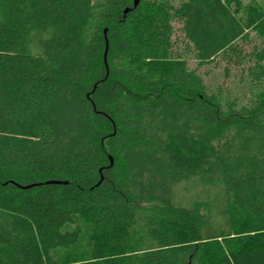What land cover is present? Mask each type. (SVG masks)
<instances>
[{
	"label": "trees",
	"instance_id": "1",
	"mask_svg": "<svg viewBox=\"0 0 264 264\" xmlns=\"http://www.w3.org/2000/svg\"><path fill=\"white\" fill-rule=\"evenodd\" d=\"M174 2L0 0V264H264V0ZM177 18L201 65L256 37L249 107Z\"/></svg>",
	"mask_w": 264,
	"mask_h": 264
},
{
	"label": "rangeland",
	"instance_id": "2",
	"mask_svg": "<svg viewBox=\"0 0 264 264\" xmlns=\"http://www.w3.org/2000/svg\"><path fill=\"white\" fill-rule=\"evenodd\" d=\"M180 0H175L174 6H176L179 3ZM248 1V0H245ZM171 25L173 27L172 34L170 35L171 39V52L173 53L172 57L174 59H178L179 57H185L186 58V66H188L189 70H194L198 75L203 79L204 84L206 87L210 90L216 89L220 92L222 91V95L229 96L230 101H232L236 107H240L244 105L246 108L251 105L254 99H257V95L259 93V90L257 88L249 89L248 85L243 84L242 81H240V76L245 73V69L247 66L251 65V61H245L243 60V63L240 62L237 64V53L242 52L246 53L248 51H251V47L253 45H258L260 42L256 40V37L253 35L250 37V40L246 41V43H242V41H237L236 48L237 53L233 52L232 54H228L226 56H222L221 54L214 57L212 60L206 62V64L201 65L197 63V59L194 58L193 52L188 53L187 49L185 47H188V43L186 41V38L183 37V32L181 30V23L180 19H176L174 21H171ZM230 68V73H228L226 76L224 75V67ZM189 187V186H188ZM181 189V196H185L183 202L187 201L192 197L188 193L190 190L187 187L180 186ZM199 190V188L196 190ZM201 191V190H200ZM198 191V193L200 192ZM211 215H213V222L217 223L220 222V224L224 223L223 216L216 210H213ZM218 227V226H217ZM85 239L82 238V241L79 242V244L75 247H73L70 250H63L59 254V258H76L84 256L83 254L87 251L85 247Z\"/></svg>",
	"mask_w": 264,
	"mask_h": 264
},
{
	"label": "water",
	"instance_id": "3",
	"mask_svg": "<svg viewBox=\"0 0 264 264\" xmlns=\"http://www.w3.org/2000/svg\"><path fill=\"white\" fill-rule=\"evenodd\" d=\"M141 2V0H133V4H134V7L135 6H138V4ZM129 8H125L123 11L126 12ZM105 32H107V30L105 29ZM107 42V41H106ZM109 48V45H108V42H107V46H106V50H104V55L106 54L107 50ZM105 59H106V55H105ZM112 157L110 156V164L113 165V161H112ZM102 177V176H101ZM49 182H57L55 180H50L48 181ZM57 183H60V182H57ZM23 187H29V186H23ZM187 264H192L191 262H188Z\"/></svg>",
	"mask_w": 264,
	"mask_h": 264
}]
</instances>
